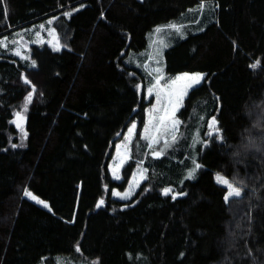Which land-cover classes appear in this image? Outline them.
<instances>
[{"label": "trees", "instance_id": "obj_1", "mask_svg": "<svg viewBox=\"0 0 264 264\" xmlns=\"http://www.w3.org/2000/svg\"><path fill=\"white\" fill-rule=\"evenodd\" d=\"M202 1L0 0V37L55 17L61 43L30 46L40 80L22 127L13 117L33 90L28 66L0 49V264H264V158L233 155L264 104V0H211L215 18L164 49L169 75L204 80L159 157L141 136L147 76L125 59ZM212 117L219 131L209 138ZM133 120L131 158L116 180L109 162ZM195 155L201 170L188 178ZM141 162L146 179L129 199L114 197ZM215 173L241 196L226 201Z\"/></svg>", "mask_w": 264, "mask_h": 264}, {"label": "rangeland", "instance_id": "obj_2", "mask_svg": "<svg viewBox=\"0 0 264 264\" xmlns=\"http://www.w3.org/2000/svg\"><path fill=\"white\" fill-rule=\"evenodd\" d=\"M215 7L216 6L214 2L211 0H205L202 1L201 3L196 4L195 6L189 7L188 9L183 11L177 18L170 21L169 23L163 26H157L149 34L148 46L139 51L131 52L125 59L126 63L135 64L140 69H142L145 75L147 76L146 85L145 86H143L142 84L138 85V89L141 91L143 90L145 99L149 101L148 104L146 105V117H145V123L143 124L141 129V136L147 139L148 144L150 143V139L148 137L156 136L159 139L158 143L152 144L151 148H153L154 151L160 152L161 150H163L164 147H167L165 146V140L168 141V144H170L173 141L171 131L165 133L164 130L162 129L161 132L158 133L155 127L156 125L159 124L158 118L164 114V108L167 103L166 93L170 87L169 77L174 79L175 77L180 76L181 74L184 73H188V74L203 73L205 76V73L200 71L179 72L176 74L169 75L165 71L163 51L174 40L184 38L189 33L197 32L203 29L208 22L212 21L215 18V14H214ZM54 18L55 17H49L48 19L37 22L32 26L23 27L22 29L15 30L9 35L0 37V41H4V44L6 45V47H0V49L8 50L7 52L17 56L26 63L28 69L25 70V75L27 76V78L30 80V82L34 87L35 85H38L40 78L35 70L36 64L33 61V59H31L30 46L33 43H43V42L53 47L61 46V43L57 38L56 27L53 24ZM173 25H175V27H171ZM17 50L20 53L19 55L16 54ZM157 69H161L162 71L157 72L156 71ZM157 80L159 81V83H157ZM154 85L155 88L153 89L151 94H149L148 90L150 88H153ZM189 91L190 89L188 90V92ZM29 92H33V90L28 91V93ZM157 92L160 93L159 102L157 101ZM28 93L26 97L28 96ZM185 97L181 102V106L183 104ZM35 98H36V92L34 91L31 102L26 104V100H24L22 106L14 112L13 121L17 126L22 127L24 125L25 109L28 107L29 104H31L35 100ZM154 106L156 110L150 111L151 109H153ZM17 113H20L22 119L17 118L16 115ZM150 116L153 118L151 120V123H149ZM175 118L179 120L177 117V113ZM168 123L170 128L171 127L170 121ZM133 124H135L136 127L133 133L129 135L128 130L129 128L132 127ZM146 125H148V132H145ZM179 126L180 124L177 126L175 135H177ZM137 129H138V122L136 120H133L128 125L126 131L123 133L121 138L115 143V149L109 162V171L111 173V176L116 180L122 179L121 170L126 164V162L131 158L132 141L136 135ZM198 140H199L198 134L196 133L194 134L192 145H196ZM192 162H194L193 165H191L190 168L187 169L186 171L187 176L188 173L193 170L195 165L198 164V162L196 161V155L194 156ZM145 170L146 167L144 163L141 162L131 174L126 188L123 191L114 189L112 192L113 196L117 197L118 199H124V200L129 199L137 190L140 183L146 179L147 170L146 171ZM200 170L201 167L196 169L194 175ZM217 177L227 180L230 184H232L234 188H239L235 184L231 183L225 175L221 173L214 174L215 181L220 183V180H218ZM222 185L226 187V193H225L226 195L228 192L227 185L224 184ZM126 193L128 194L126 195ZM37 198L40 199L39 197ZM33 201L37 203V201L35 200ZM37 204L43 206L40 203ZM64 258L67 259L66 260L67 264L68 263L76 264L77 262H80L79 260L76 261L75 259L72 258H66V257Z\"/></svg>", "mask_w": 264, "mask_h": 264}, {"label": "snow or ice", "instance_id": "obj_3", "mask_svg": "<svg viewBox=\"0 0 264 264\" xmlns=\"http://www.w3.org/2000/svg\"><path fill=\"white\" fill-rule=\"evenodd\" d=\"M64 15L69 16L71 15V13H64ZM171 27H175V25L171 26ZM6 39V38H5ZM0 47H6V45L4 44V41H0ZM16 54L19 55V51H16ZM259 61H257L256 63L250 65L251 68L255 69L258 65H259ZM157 72L162 71L161 69H157ZM204 80V74L203 73H193V74H188V73H184L181 74L180 76L175 77L174 79L169 77V81H170V87L169 90L167 91L166 95H167V103L166 106L164 108V114L162 116H160L159 119V124L156 125V131L159 133L161 132V130L163 129L165 133L171 131L172 133V140L174 141L176 139V135H175V131L177 129V126L180 124V121L177 120L176 117V113L177 111L180 109L181 107V102L183 100V98L188 94V90L194 88V86H198L201 84V82ZM157 83H159V81L157 80ZM155 88V85L153 86V88H150L149 94H151V92L153 91V89ZM35 91V87L33 86V92ZM33 92H29L28 96L25 98L26 100V104L30 103L32 100V96H33ZM160 100V93L157 92V101L159 102ZM155 106L153 107V109H151L150 111H155ZM17 118L18 119H22L20 113H17ZM153 118L150 116L149 119V123H151V120ZM171 124V127L169 128V122ZM215 124H216V120L215 117H212V120L208 123V127L210 129H212L213 131L208 133V137L211 138V136L213 135V133L218 132L219 130L215 128ZM136 125L133 124L131 128H129V135H131L135 129ZM145 132H148V125L145 126ZM150 139V143L148 144V147H152L153 143H158L159 139L156 136H152V137H148ZM13 147H16V145H12ZM165 146H168V141L165 140ZM163 150H161L160 152L154 151L152 153V155L154 157H159L161 155ZM201 165L196 164L195 167L193 168L192 171H190L188 173V178H192L194 176V173L196 171V169L200 168ZM146 171V170H145ZM218 180H220L221 184L227 185L228 188V192L225 195V200H229V198L231 197H240L241 196V191L239 188H234L232 186V184H230L227 180H224L223 178L217 177ZM170 189H165L164 193L168 194V192H170ZM128 193H126L127 195ZM184 193H179V195H183ZM24 195L26 197H29L35 201H37V203H40L41 205H43L44 207H48L47 202L38 199L36 196H34L30 191H28L27 189L24 190ZM173 199L177 198V194H173L172 196ZM103 203V201H101V204ZM127 206V205H126Z\"/></svg>", "mask_w": 264, "mask_h": 264}, {"label": "clouds", "instance_id": "obj_4", "mask_svg": "<svg viewBox=\"0 0 264 264\" xmlns=\"http://www.w3.org/2000/svg\"><path fill=\"white\" fill-rule=\"evenodd\" d=\"M233 155L239 157L241 162L249 156L264 158V104H259L253 110L249 129Z\"/></svg>", "mask_w": 264, "mask_h": 264}, {"label": "water", "instance_id": "obj_5", "mask_svg": "<svg viewBox=\"0 0 264 264\" xmlns=\"http://www.w3.org/2000/svg\"><path fill=\"white\" fill-rule=\"evenodd\" d=\"M164 190H165V189H164ZM164 190H163V191H164Z\"/></svg>", "mask_w": 264, "mask_h": 264}]
</instances>
